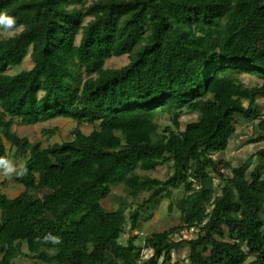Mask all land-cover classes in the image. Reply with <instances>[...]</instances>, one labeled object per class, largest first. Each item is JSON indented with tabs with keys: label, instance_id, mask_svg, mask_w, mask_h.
<instances>
[{
	"label": "trees",
	"instance_id": "trees-1",
	"mask_svg": "<svg viewBox=\"0 0 264 264\" xmlns=\"http://www.w3.org/2000/svg\"><path fill=\"white\" fill-rule=\"evenodd\" d=\"M0 12L18 32L0 27V156L28 169L19 196L0 193V264H171L183 245L187 264H264V166L227 176L216 158L241 121L264 143V0H0ZM57 119L76 124L72 140L42 148L13 132ZM165 166L166 181L143 175ZM115 188L148 197L107 211ZM172 191L179 225L122 241ZM183 231L195 238L174 241Z\"/></svg>",
	"mask_w": 264,
	"mask_h": 264
},
{
	"label": "rangeland",
	"instance_id": "rangeland-1",
	"mask_svg": "<svg viewBox=\"0 0 264 264\" xmlns=\"http://www.w3.org/2000/svg\"><path fill=\"white\" fill-rule=\"evenodd\" d=\"M18 32H8L2 31V39H9L13 37ZM129 63L127 57H122L119 59H113L106 63L107 69H119L126 66ZM32 67L30 60L27 59L22 66L21 70H29ZM15 72H12L13 74ZM243 83L246 85L254 86L255 80L244 76L241 78ZM258 108L259 114L264 116V100H258ZM196 119L194 114H186L184 118H182V123L186 124L192 122ZM256 122H246L241 121L237 126V134L231 140L227 151L217 156L216 158L222 159L224 162L228 163L230 168H223V172L227 175H231V168L238 167L245 161L251 159L250 170L253 169L256 165H263V162H259L255 158V154L264 149V143H252L253 139V125ZM159 125L161 128L170 126L169 119L167 117L161 118L159 121ZM76 128V124L70 120L57 119L51 121L49 123H45L37 126H24L21 124H16L13 126V132H15L21 138H27L32 143H39L42 148H46L48 146L54 144H61L64 142H68L72 140L71 133ZM93 127L90 126H82L80 130L88 135L93 131ZM45 132H52L50 134H46ZM8 149L10 146L7 144ZM10 159L16 163L17 165L24 163L22 160H15L13 155L10 154ZM172 170L169 166H165L159 168L155 173H143L144 176H149L153 179H158L161 181H166L170 177ZM218 182V181H217ZM216 184V183H215ZM23 192V188L18 186L14 180V176L8 177L3 174L0 175V193L6 195L7 197L13 199L19 196ZM181 191H172V195L169 199H162L159 204L153 210V216L151 220L147 222L140 221L138 231L133 234H126L123 236L122 241H125L129 236H141L143 238L149 237L153 234L163 233L170 231L174 227L179 225V214L177 212H173L170 214L168 212L169 204L174 202L175 200L181 197ZM148 196L142 195L137 200H133L126 194L123 188H115L111 194V196L102 202V206L107 211H113L118 209L119 207H123L127 210V215L130 210H136L138 205H141L143 200H145ZM195 238V233L183 231L180 235H176L173 237L174 241L189 240ZM26 252V250H23ZM188 255V251L185 245L177 252L172 255V263L171 264H187L186 258ZM146 258L151 256L150 251H146L144 253ZM1 259V256H0ZM17 264H34L33 262L20 258L16 261Z\"/></svg>",
	"mask_w": 264,
	"mask_h": 264
},
{
	"label": "clouds",
	"instance_id": "clouds-1",
	"mask_svg": "<svg viewBox=\"0 0 264 264\" xmlns=\"http://www.w3.org/2000/svg\"><path fill=\"white\" fill-rule=\"evenodd\" d=\"M0 27L5 31L14 32L16 29V19L8 15L7 13L0 12ZM28 169L25 164L21 163L17 165L11 159L0 156V174L4 176L12 177H23L27 174ZM45 242H51L53 244L62 243V240L58 236H46Z\"/></svg>",
	"mask_w": 264,
	"mask_h": 264
}]
</instances>
